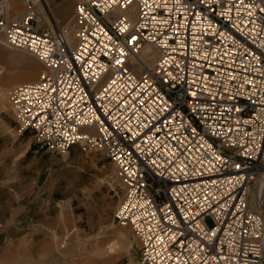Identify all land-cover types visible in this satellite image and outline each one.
I'll list each match as a JSON object with an SVG mask.
<instances>
[{"label": "built area", "instance_id": "1", "mask_svg": "<svg viewBox=\"0 0 264 264\" xmlns=\"http://www.w3.org/2000/svg\"><path fill=\"white\" fill-rule=\"evenodd\" d=\"M75 2L62 26L0 1L1 43L43 67L10 94L22 131L106 155L143 264H264V0Z\"/></svg>", "mask_w": 264, "mask_h": 264}, {"label": "rangeland", "instance_id": "2", "mask_svg": "<svg viewBox=\"0 0 264 264\" xmlns=\"http://www.w3.org/2000/svg\"><path fill=\"white\" fill-rule=\"evenodd\" d=\"M47 1L67 26L75 0ZM1 68L0 264H143L135 233L115 220L124 189L106 155L41 149L32 132L22 131L10 94L37 81L42 65L0 41Z\"/></svg>", "mask_w": 264, "mask_h": 264}, {"label": "bare ground", "instance_id": "3", "mask_svg": "<svg viewBox=\"0 0 264 264\" xmlns=\"http://www.w3.org/2000/svg\"><path fill=\"white\" fill-rule=\"evenodd\" d=\"M2 69L4 70V68H1V69H0V77L3 75V73H5V70H4V72H3ZM27 76L32 77V76H33V72H28ZM9 79H10V78H9L8 76H7V77L5 76V79H4V80L7 81V80H9ZM1 88H2V87L0 86V91H1ZM16 116H17V115H16ZM17 118H18V116H17ZM113 169H114V168H113ZM115 171H117V170L114 169L113 172H115ZM257 184H258V186H260V187L262 186V187L264 188V180H262V181H261V180H258V181H257ZM262 187H261V188H262Z\"/></svg>", "mask_w": 264, "mask_h": 264}, {"label": "crops", "instance_id": "4", "mask_svg": "<svg viewBox=\"0 0 264 264\" xmlns=\"http://www.w3.org/2000/svg\"><path fill=\"white\" fill-rule=\"evenodd\" d=\"M58 9H59V8H58ZM57 14H58V13H57ZM55 17H56L57 20H59V19H58V18H59L58 16L55 15ZM64 18L66 19L67 17H61V16H60V19H64ZM65 19H64V20H65Z\"/></svg>", "mask_w": 264, "mask_h": 264}]
</instances>
